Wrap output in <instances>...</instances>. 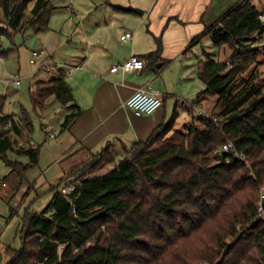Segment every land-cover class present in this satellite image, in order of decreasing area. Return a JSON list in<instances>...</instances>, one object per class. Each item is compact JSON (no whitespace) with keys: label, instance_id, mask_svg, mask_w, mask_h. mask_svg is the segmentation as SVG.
Returning a JSON list of instances; mask_svg holds the SVG:
<instances>
[{"label":"trees","instance_id":"16d2710c","mask_svg":"<svg viewBox=\"0 0 264 264\" xmlns=\"http://www.w3.org/2000/svg\"><path fill=\"white\" fill-rule=\"evenodd\" d=\"M52 11L51 0H0V57L11 50L4 40L15 44L28 29L46 31ZM262 14L252 0H240L191 40L189 47L209 37L215 48L232 50L228 61L206 52L198 63L204 88L191 102L215 98L218 107L198 117L200 126L176 130L177 105L166 125L125 148L118 162L110 148L94 155L60 180L47 208L25 215L21 247L8 250L7 264H264L257 208L264 193V89L243 77L264 54L253 43L264 35ZM161 53L158 38L144 63H157ZM56 71L36 82L29 97L38 117L51 97L71 104L68 128L82 110L66 71ZM6 99L0 95V159L25 179L39 150H30L27 164L8 159L9 134L30 128L33 117L24 108L17 120L4 114ZM229 142L245 161L223 150ZM112 163L108 172L92 174ZM72 184L75 192L60 191Z\"/></svg>","mask_w":264,"mask_h":264},{"label":"crops","instance_id":"0c3cea01","mask_svg":"<svg viewBox=\"0 0 264 264\" xmlns=\"http://www.w3.org/2000/svg\"><path fill=\"white\" fill-rule=\"evenodd\" d=\"M239 1L114 0V3L133 6L143 12L141 14L118 8L137 15V17H131L134 28L127 26L120 31L119 39L127 45L113 46L106 34L102 35V38H98L97 41L94 34L90 35L86 32L84 36L86 48L77 49L85 54L84 57H75L72 65L55 64V67L63 68L66 71V79L72 88L75 103L82 112L78 119L67 128L63 122L66 115L73 112L71 104L52 101L51 97L47 106L40 111L39 120L45 134V141L54 140L50 145L57 151L53 162L42 171V175L47 174L54 166H60L66 162L67 165L64 168L62 165L59 167L61 180L87 163L94 155L108 148H110L115 162H118L125 157V148L132 147L137 141L148 139L159 126L166 125L172 119L176 106H179L180 102L195 98L171 88L168 79L165 78L167 68L178 63L181 66L182 76L186 77L189 68L195 65L196 76L199 79L197 68L199 61L203 58L198 56L197 59H193L190 56L188 49L192 48V46L189 47L191 40L203 33L207 27L216 23ZM128 31L133 33V39L129 43L121 40V35ZM175 35H180L181 39H174ZM158 38L162 42V53L161 59L157 63L146 62L140 71H110L112 65L122 63L131 55L143 59L144 55L155 51ZM33 53H37V56L34 57ZM44 55L43 49L32 52L31 63L33 65L38 62V58L42 60L38 68L39 72L37 71L33 75H37L41 71H48L52 67L43 60ZM4 58L1 57L0 62ZM139 88L160 93L164 99L163 106L152 114L137 116L132 109L125 106V101ZM199 91H201L199 88L195 90L197 94ZM169 99L174 102L173 111L167 108ZM177 112L179 115L181 114L180 108L177 109ZM19 116L15 119H19ZM33 131L34 120L32 126L24 129L21 134L11 132L9 136L12 149L8 152H11V155L24 154L30 163V150L38 149L37 166L40 164L41 155L39 146L33 142ZM78 156H83L82 159L85 158V162L79 164L83 160L79 161ZM10 160L23 163L18 159ZM0 161L3 160L0 159ZM6 166L9 169V174H15L16 179L19 178L22 183L24 179L13 172L7 164ZM32 184L30 183V185ZM0 185L6 187L7 180L0 178Z\"/></svg>","mask_w":264,"mask_h":264},{"label":"rangeland","instance_id":"374dc122","mask_svg":"<svg viewBox=\"0 0 264 264\" xmlns=\"http://www.w3.org/2000/svg\"><path fill=\"white\" fill-rule=\"evenodd\" d=\"M253 4L264 13V0H253ZM53 11L50 17L49 28L46 31L36 32L28 29L24 34H19L15 39V44L4 40L3 48H11L8 56L0 62V95L5 96L6 103L4 114L18 117L21 109H26L31 113L34 120L33 142L40 148V164L34 167L22 181L15 174H9V169L4 161H0V178L6 179L8 185H0V264H7L10 261L8 250L19 249L21 247L20 232L23 227L24 217L28 212H41L51 203L54 190L59 184V167L64 168L67 163L54 166L47 174L42 175V171L53 162L56 150L51 148L52 141H45V134L40 126L39 117L34 113L29 97L30 88H34L36 82L49 80L57 76L59 65L74 64L75 57H84L81 48H86L84 36L87 33L94 34L95 39L102 38L106 34L113 46L127 45L120 41V31L127 26L133 27L134 22L131 17H137L132 12H125L116 7L120 3L114 0H51ZM34 2L29 4L27 19L30 18L31 8ZM141 17V16H139ZM261 19L264 21L263 14ZM134 28V27H133ZM174 39H181L180 35L173 36ZM128 43L130 42L127 41ZM254 46H264V35L258 36V41L253 42ZM44 50L43 60L54 68L48 71H41L35 74L40 67L41 58H36L37 63H31L32 52ZM78 49V50H77ZM193 59L204 58L205 53H211L218 60H230L232 50L227 47L215 48L209 37H205L200 43L188 49ZM35 59V60H36ZM188 75L182 76L181 66L178 63L172 64L165 72L172 89H177L181 94L196 97L195 90H202L204 84L197 78L195 65L189 68ZM193 71H192V70ZM245 80L256 83L264 89V54H260L250 68L243 73ZM21 79V85H16V80ZM161 81L162 77H160ZM195 92V93H194ZM52 101H57L52 97ZM192 100L180 102L181 114L177 115L174 122L176 130H186L191 126H200L198 117L209 114L215 108L216 99L210 98L202 104H194ZM167 108L173 111L174 102L169 99ZM50 145V147H49ZM9 159H18L23 163H28V157L21 153L11 155ZM83 156L77 159L85 162ZM115 164H107L96 170L92 174H104L111 170ZM20 181V182H19ZM30 183H33L30 185Z\"/></svg>","mask_w":264,"mask_h":264},{"label":"built area","instance_id":"2783aa9c","mask_svg":"<svg viewBox=\"0 0 264 264\" xmlns=\"http://www.w3.org/2000/svg\"><path fill=\"white\" fill-rule=\"evenodd\" d=\"M133 39V33L128 31L121 35V40L126 42ZM33 56H37V53H33ZM1 60V57H0ZM143 59L136 55H131L128 59L120 64L112 65L110 71L117 72L122 70L123 72H131L134 70L140 71L144 68ZM16 85H21V79H17ZM32 89V88H31ZM163 105V96L155 91L148 90L146 88L137 89L126 101L125 106L129 107L134 111L137 116L149 115L160 109ZM223 150L226 152L235 151V157L238 160L245 161V156L236 151L235 145L229 142L223 146ZM60 191L64 194H70L75 192V185L62 186ZM263 200L264 193L261 195L260 201L257 203V208L260 213V217L264 219L263 213Z\"/></svg>","mask_w":264,"mask_h":264},{"label":"water","instance_id":"95a60500","mask_svg":"<svg viewBox=\"0 0 264 264\" xmlns=\"http://www.w3.org/2000/svg\"><path fill=\"white\" fill-rule=\"evenodd\" d=\"M117 8L124 9V10H129V11H134L142 14V10L133 7V6H122V5H116Z\"/></svg>","mask_w":264,"mask_h":264}]
</instances>
